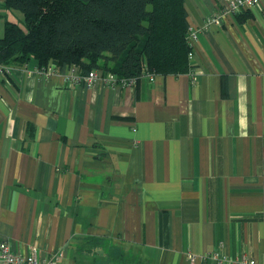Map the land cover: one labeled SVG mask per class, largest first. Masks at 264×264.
<instances>
[{"label":"crops","instance_id":"0c3cea01","mask_svg":"<svg viewBox=\"0 0 264 264\" xmlns=\"http://www.w3.org/2000/svg\"><path fill=\"white\" fill-rule=\"evenodd\" d=\"M227 3L185 0L184 73L0 72V241L57 264H264V1L208 23Z\"/></svg>","mask_w":264,"mask_h":264},{"label":"trees","instance_id":"16d2710c","mask_svg":"<svg viewBox=\"0 0 264 264\" xmlns=\"http://www.w3.org/2000/svg\"><path fill=\"white\" fill-rule=\"evenodd\" d=\"M0 63L77 65L135 79L187 72L191 66L185 0H5ZM19 18V19H20ZM135 82V83H136ZM86 86V85H84Z\"/></svg>","mask_w":264,"mask_h":264},{"label":"built area","instance_id":"2783aa9c","mask_svg":"<svg viewBox=\"0 0 264 264\" xmlns=\"http://www.w3.org/2000/svg\"><path fill=\"white\" fill-rule=\"evenodd\" d=\"M264 0H228L227 5L220 10L219 12L213 13L209 19L208 23L222 21L225 16L228 14H239L245 9H251L254 6L259 5ZM199 28L194 26H189L188 30V39L193 46V42L199 36ZM194 58V53L191 51L189 53V59L192 60ZM34 60V59H32ZM36 62V60H35ZM37 64V62H36ZM12 66H6L0 63V72L4 73L9 71ZM66 68L65 72L64 69ZM65 68H60L55 64H49L46 66H39L38 64L31 68H28V63L23 66V69H26L29 73L31 71L33 73L39 74L42 77H49L55 73H62L65 76V79L70 83L79 86L86 85L88 87H92L96 84H102L107 87H129L133 86L136 82L135 79H125L119 78L114 73L105 74L103 72H99L96 70H92L87 74L81 72L80 68L77 65H67ZM63 71H61V70ZM145 76H148L150 80L154 79V73H147ZM222 245V243H221ZM215 257L218 254H214ZM192 263H195L197 257L194 254H190L189 256ZM222 259H228L227 256H222ZM58 255H55L48 259H40L35 251L30 253H22L19 251H15L12 249L10 243L7 240L0 241V264H57ZM221 259H219V263H221ZM242 264H261L253 258H249L247 256H243L241 260Z\"/></svg>","mask_w":264,"mask_h":264},{"label":"rangeland","instance_id":"374dc122","mask_svg":"<svg viewBox=\"0 0 264 264\" xmlns=\"http://www.w3.org/2000/svg\"><path fill=\"white\" fill-rule=\"evenodd\" d=\"M6 18H10V19H14V20H21L19 19V15H21L22 19H23V14L21 11L15 10V12H10L11 10L6 8ZM10 10V11H9ZM13 14H18L17 16H14ZM5 21V18H2V21Z\"/></svg>","mask_w":264,"mask_h":264}]
</instances>
